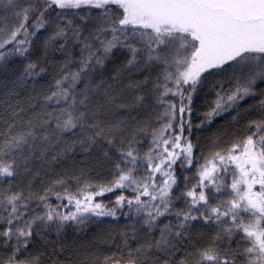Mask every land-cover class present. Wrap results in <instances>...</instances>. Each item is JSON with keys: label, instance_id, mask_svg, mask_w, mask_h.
Returning <instances> with one entry per match:
<instances>
[{"label": "snow or ice", "instance_id": "snow-or-ice-1", "mask_svg": "<svg viewBox=\"0 0 264 264\" xmlns=\"http://www.w3.org/2000/svg\"><path fill=\"white\" fill-rule=\"evenodd\" d=\"M2 11L10 12L15 22L9 27L0 20V107L6 105L3 111H10L15 119L5 121L0 130V178L17 175L18 156L26 162V149L35 151L37 141L50 147V140L63 132L88 129L84 134L89 146L97 138L113 143L109 137L117 126H107L98 117L105 112V104H115L117 96L113 85L103 78L99 82L92 79L90 70L103 66L118 47L127 49L124 68L128 72L141 67L163 68L154 83L156 103L163 111L157 115L159 126L152 129L148 151L141 155L130 140L126 150L120 151L113 177L107 183H91L82 173L81 178H75V192L64 187L63 193H55L66 203L52 206L47 203L48 195L55 185L67 183L61 178L36 198L43 202V214L29 218L22 209H28L31 197L11 190L3 193L0 206L7 214L0 216V236L15 238L17 246L7 261L0 259V264H40L38 257L18 260L37 224L55 223L59 230L68 222L81 225L92 217H115L118 209L127 206L129 213H144V224L149 229L154 227L157 219L171 209L177 165L190 168L196 159L194 145L185 135L186 127L189 133L192 129L193 94L209 83V77L233 70L229 83L234 80L235 85L231 90L225 91L220 81L209 85V90L215 91V100L201 124L211 123L214 117L253 95L257 81L264 82V0H0ZM41 31L49 32L45 47L71 37L79 41L83 45L80 67L75 72L64 71L55 81L54 90L50 88V94L44 96L46 102H65V107L35 113L34 118L25 120V107L19 99L13 102L12 97H19L30 79L34 82L46 71L39 60L30 59L33 38ZM83 31L88 35L82 36ZM13 57L23 58L17 69H10ZM67 66L65 62V69ZM82 77L84 87L77 99L70 90ZM113 79L118 80L119 74ZM66 81H70L67 87ZM143 99L135 97L133 103H142ZM261 105L264 107V101ZM246 127L249 134L204 158L197 168V182L177 197L186 201V210L175 212L178 219L182 217L177 225L180 231L165 226L159 239L146 233L144 242L134 249L125 239L126 258L104 256L101 261L89 254L84 264H144L156 257L152 249L175 248L172 240L187 235L183 231L186 225L199 218L205 223L214 219L217 224L228 225L221 228L217 238L221 233L228 238L243 233L241 240L245 243L238 241L236 249L221 248L214 239L180 264H264V117L249 121ZM128 189L130 196L123 194ZM117 190H122L121 194L108 203L98 199ZM224 191L230 198L210 205L209 194L216 197ZM132 238L136 239L135 230ZM153 264H158V258ZM163 264H169V260Z\"/></svg>", "mask_w": 264, "mask_h": 264}, {"label": "trees", "instance_id": "trees-1", "mask_svg": "<svg viewBox=\"0 0 264 264\" xmlns=\"http://www.w3.org/2000/svg\"><path fill=\"white\" fill-rule=\"evenodd\" d=\"M0 20H3L9 27L15 22V18L8 11L0 12ZM48 35L49 32L41 31L37 37L33 38L34 43L30 56L32 60H39L40 66L46 71L41 76L35 77L34 82L30 79L29 85L21 91L19 97H12L13 102L19 99L25 107L26 111L22 114L25 120L30 117L34 118L35 113L55 112L65 107V102L61 101L59 105L55 102H46L44 96L50 94V88L54 90L55 81L60 79L64 71L75 72L80 67L83 45L71 37L66 42L56 40L45 47ZM87 35V31L82 32V36ZM113 53L109 59L105 60L103 66L90 70L92 79L99 82L103 78L107 84L113 85V94L117 96L115 104H105V112L98 117L106 121L107 126H117L115 133L109 137L113 143L110 145L106 140L97 138L95 144L89 146L84 134L89 130L85 129L82 132L80 128H76L72 132H63L58 137L52 138L50 147L37 141L35 151L30 152L26 149L23 152V156L27 157L26 162L18 156L20 169L17 175L0 178V196L11 190L31 197L28 209H22L26 211V218L36 213L43 214V202L36 198L44 195L45 189L51 187L55 181L63 178L67 180V183L63 186L55 185L52 193L48 195L47 203L52 206L66 203V201L58 200L55 193H63L64 187H67L70 192H75V178H81L82 173L83 178L91 183H107L111 180L115 163L119 160V153L126 150L130 140L134 142L141 155L148 151L152 140V129L159 126L157 115L163 111L156 103L154 91V83L157 76L163 72V68L141 67L139 70L128 72L124 68L128 59L127 49L118 47L113 50ZM23 62V58L13 57L10 61V69L19 68ZM65 62H68L67 69L64 67ZM117 74H119V79L114 80L113 77ZM232 74L233 70L228 69L224 73L209 77V83L203 88H198L193 94L190 117L192 129L189 133L186 127L185 135L194 145L193 151L196 159L190 168H181L177 165L175 172L177 185L172 190L171 209L169 213L157 219L154 227L149 229L144 224V213L137 215L134 210L129 213L127 206L118 209L115 217H92L81 225L68 222L59 230L55 223L47 226L37 224L34 226L27 248L22 249L18 254V260L38 257L40 264H54V262L84 264V261L90 258L89 254L99 257L101 261L104 256L119 258L123 255L126 258L128 248L125 246V239H127V244L134 249L144 242L146 233L152 239H159L161 230L165 229V226H169L173 232L180 231L177 225L182 217L178 219L175 212L186 210V201L183 197L179 199L177 197L197 182L198 165L203 164L204 158L210 157L212 151L222 150L230 146L234 140L242 139L249 134L246 127L249 121L264 117V107L261 105L264 101V82L257 81L253 87V95L240 101L238 107L214 117L211 123L201 124L204 114L210 110L215 100V91H210L209 85L220 81L225 91L231 90L235 85L234 80L229 83V77ZM236 74L239 75V72L237 71ZM68 83L70 81H66L64 86L67 87ZM137 84L138 87H128ZM83 87L82 77L75 88L70 90V94L76 96L77 99L81 98L79 93ZM135 97H143V102L134 104ZM3 107H0V115L3 116L0 120V130L4 128L5 121L11 122L15 119L10 111H3ZM80 110L83 111L82 106ZM52 127L54 128L55 125L53 124ZM82 139L85 140L83 144L80 143ZM227 182L230 183V178ZM121 191L117 190L114 194L108 193L98 199L108 203L114 200L116 195H120ZM123 194L130 196L131 189L123 191ZM209 195V203L212 206H216L221 200L230 198L227 191L216 197H213L211 193ZM60 211L66 210L61 208ZM125 213L129 214L125 215ZM6 214L4 208L0 206V216ZM193 215L199 214L193 212ZM244 219L248 222L249 218L245 216ZM2 226V221H0V227ZM227 226L217 224L214 219L207 223L202 218L191 221L183 230L187 232V235L172 240L175 248L167 251L152 249L156 257L145 260L144 264H153L156 258H158V264H163L165 259L169 260V264H180L181 260H190V253L212 244L214 239L221 248L236 249L238 241L243 245L245 243L241 240L243 233H236L231 238L221 233L220 238H217L221 228ZM134 230L136 239L132 238ZM16 246L15 238L8 239L0 236V259L7 261ZM149 255L151 256V253Z\"/></svg>", "mask_w": 264, "mask_h": 264}]
</instances>
